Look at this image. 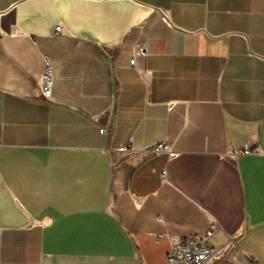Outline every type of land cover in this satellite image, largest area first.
Returning <instances> with one entry per match:
<instances>
[{"label": "crops", "instance_id": "0c3cea01", "mask_svg": "<svg viewBox=\"0 0 264 264\" xmlns=\"http://www.w3.org/2000/svg\"><path fill=\"white\" fill-rule=\"evenodd\" d=\"M214 223L264 264V0H0V264H169Z\"/></svg>", "mask_w": 264, "mask_h": 264}, {"label": "built area", "instance_id": "2783aa9c", "mask_svg": "<svg viewBox=\"0 0 264 264\" xmlns=\"http://www.w3.org/2000/svg\"><path fill=\"white\" fill-rule=\"evenodd\" d=\"M62 26H57L55 30L56 35H62ZM132 65H136V57L131 60ZM40 93L37 96H43L45 99H52L53 96V73L50 60L46 61V68L39 84ZM102 134H108L106 128H101ZM130 145L121 146V151H128ZM154 154L159 155L167 153L173 155L171 144L168 139H164L152 148ZM243 152L245 154H259L260 148L252 149L249 145L244 146ZM220 228L217 223L201 235L176 236L172 239L171 249L168 253L169 264H221L230 259L232 252L237 248L238 236L242 235L239 232L236 235L228 237L225 244L221 246H214L212 237ZM252 264H258V259L254 258Z\"/></svg>", "mask_w": 264, "mask_h": 264}]
</instances>
